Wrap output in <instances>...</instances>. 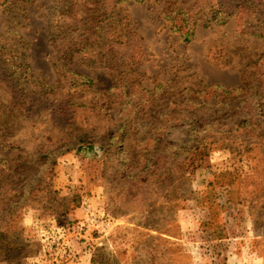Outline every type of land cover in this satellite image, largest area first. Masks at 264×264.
<instances>
[{
  "label": "rangeland",
  "instance_id": "rangeland-1",
  "mask_svg": "<svg viewBox=\"0 0 264 264\" xmlns=\"http://www.w3.org/2000/svg\"><path fill=\"white\" fill-rule=\"evenodd\" d=\"M235 4L0 0V264H264V0Z\"/></svg>",
  "mask_w": 264,
  "mask_h": 264
},
{
  "label": "trees",
  "instance_id": "trees-1",
  "mask_svg": "<svg viewBox=\"0 0 264 264\" xmlns=\"http://www.w3.org/2000/svg\"><path fill=\"white\" fill-rule=\"evenodd\" d=\"M118 1H120V0H114V2H118ZM240 1L241 0H234V2H236L237 4L233 5V7L237 8L239 6L238 4H239ZM98 3L99 2H97V1L93 2L94 5L92 6V8L89 9L90 14H91L90 24H88L87 27H84L82 29L83 32H82V34L80 36L84 37V39H85V41L83 42V44H84L83 46H86L88 44L87 42L90 40V38H92L94 36L95 30L98 31V27H97L98 23L101 20L107 19L110 16L111 12L108 13L109 11H107V9L104 8L103 4L98 6ZM181 6L182 5H177L178 9H177L176 13H181L182 12V14L185 15L187 12L186 11H181L180 10ZM220 13L222 14V16L224 15V17H222V19H217L218 16H220ZM230 15H231V12H227L225 10V8L218 9V10H216V12H215V10L214 11L212 10V11H210V15H209V17H207L206 21H208V22L217 21V20L218 21H220V20L222 21V20H225V18L227 16H230ZM189 18L190 17L188 16V19ZM83 19H86V18H83ZM185 19L183 20V22L185 21ZM183 22L181 24H177L176 23L177 30L183 31V33L181 34V37H183L185 40H189L192 37V35H193V26H194V23L196 22V18L194 19L193 24H192L191 27H189V25H183L184 24ZM86 31H87V33H86ZM78 42H81V41H78ZM78 42L70 41L69 43H67V47H65V50L67 52H69V50H72V48H74V46H76L77 44H80Z\"/></svg>",
  "mask_w": 264,
  "mask_h": 264
}]
</instances>
